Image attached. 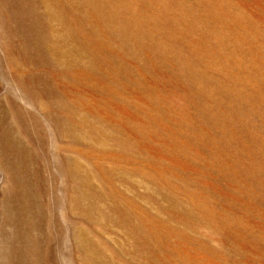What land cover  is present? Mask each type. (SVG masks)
<instances>
[{"label": "rangeland", "instance_id": "rangeland-1", "mask_svg": "<svg viewBox=\"0 0 264 264\" xmlns=\"http://www.w3.org/2000/svg\"><path fill=\"white\" fill-rule=\"evenodd\" d=\"M263 150L264 0H0V264H264Z\"/></svg>", "mask_w": 264, "mask_h": 264}, {"label": "bare ground", "instance_id": "bare-ground-1", "mask_svg": "<svg viewBox=\"0 0 264 264\" xmlns=\"http://www.w3.org/2000/svg\"><path fill=\"white\" fill-rule=\"evenodd\" d=\"M124 7V6H123ZM120 8V7H119ZM152 10V9H151ZM114 12V11H113ZM127 26V25H126ZM128 27V26H127ZM134 34V35H133ZM133 34H132V36H139V30L138 29H135L134 30V32H133ZM157 45H158V47L160 46L159 45V43H158V41L157 42H155ZM206 49V48H205ZM208 50V49H207ZM167 51V50H166ZM166 54V53H165ZM188 61V60H187ZM180 62V61H179ZM183 62V61H182ZM186 62V61H185ZM202 64V63H201ZM193 67V66H192ZM192 69H194V70H196L197 72H199V73H201V74H203L201 71H199V70H197L196 68H192ZM204 76V75H203ZM201 78V77H200ZM206 78V77H205ZM206 81H208V79H206ZM200 84H201V86H202V88H205L204 87V85L201 83V79H200ZM206 84H207V82H206ZM222 86H224V84L222 85ZM222 86H221V88H222ZM193 106V108H195V111H196V113H197V115H198V113L200 112V113H202L203 112V108H200L199 106H198V101H196V102H194V105H192ZM180 108V112L179 113H176V114H169V113H165V114H163L162 115V119L164 120V122H165V125H166V127L168 128V130L170 131V135H168V136H166L165 138H164V145H163V148H162V152H158V154H155V155H158V156H161V157H163L165 160H169V162H168V166H169V168H171L172 166H175L176 164H178V158L180 157L179 155L182 153V152H184L185 151V149L184 150H180V148H181V143H183L184 141H183V139L182 140H180L181 139V137L182 138H184L185 137V134H184V131H182L179 127H177V126H170V124L171 125H173L176 121H179V124H181V121H183V119L182 120H178L179 118H183L184 116L183 115H181L182 114V112H183V110H185L184 109V106H180L179 107ZM192 117V116H191ZM220 119V118H219ZM224 120V119H223ZM237 120V119H236ZM215 121V120H214ZM225 121V120H224ZM228 121H232L231 120V118H228L227 119V121L226 122H228ZM187 122H189V121H187ZM241 122V121H240ZM81 123V122H80ZM229 123V122H228ZM227 123V124H228ZM125 124H129V123H124V125ZM132 124V123H131ZM246 124V123H245ZM234 125V124H233ZM257 125V124H256ZM128 126V125H127ZM200 126V125H199ZM217 126V125H216ZM220 126V125H219ZM133 128H132V131L134 132V133H131V132H125V131H121L119 128H118V126L116 125V121H113V129H112V135H114L115 136V138L113 137H110V140H112V141H114V145L115 146H117L118 145V147H119V149L121 150V152L123 153V155L120 157V155L122 154L121 152V154L120 155H118L117 156V159L118 160H121L122 158L124 159V158H126V157H128V160H131V158H129V157H132V156H129V155H127L126 153H125V151H127L128 153L129 152H133L134 153V155L133 156H136V154H135V152L133 151L134 149H139L141 146H143V152L146 154V152H148L147 151V149L145 148V140L143 139V137L141 136V135H137V134H135V133H137V127H136V125H133L132 126ZM126 128V127H125ZM232 128V127H231ZM236 128V127H235ZM233 130V129H232ZM251 130V129H250ZM190 131V130H189ZM215 131V130H214ZM201 132V131H200ZM81 133V132H80ZM83 134V133H82ZM120 134H121V136H120ZM132 134V135H131ZM134 134V135H133ZM217 134V133H216ZM111 135V136H112ZM198 135V134H197ZM86 136H88V135H86ZM263 136V135H262ZM95 137H101V139H102V141H103V143H105V141H104V139L102 138V136L100 135V134H96L95 135ZM116 138H118L117 139V141H115L116 140ZM175 140H177L178 142H179V145L178 146H176L177 144H175ZM144 142V143H143ZM199 142V141H198ZM247 144V143H246ZM249 146V145H248ZM169 147H171V149L176 153V155H175V158L174 157H172V156H170V150H169ZM229 147V146H228ZM117 148V147H116ZM187 149V148H186ZM262 150V149H261ZM154 151V150H153ZM255 151V150H254ZM264 151V150H263ZM151 152V151H150ZM178 152L180 153V154H178ZM262 152V151H261ZM262 154V153H261ZM240 155V154H239ZM254 155V154H253ZM258 155V154H257ZM264 156V155H263ZM258 157V156H257ZM148 158L151 160L152 158L150 157V156H148ZM221 158V157H220ZM191 160V159H190ZM196 160V159H195ZM194 160V161H195ZM164 161V160H163ZM253 161V160H252ZM161 163V162H160ZM205 163V162H204ZM254 164H256V163H254ZM166 165V164H165ZM193 165V164H192ZM71 166V170H72V172H73V174L75 175V176H77L81 181V184H82V182H89V180H88V177H86L87 176V174H85L84 173V171H83V167L80 165V167L77 165V164H75V162H73V165H70ZM177 166V165H176ZM259 166V165H258ZM264 166V165H263ZM157 167V166H156ZM165 167V166H164ZM180 167V166H179ZM150 168H152V167H150ZM163 168V167H162ZM166 168V167H165ZM121 169V168H120ZM130 169V168H129ZM135 169V168H134ZM140 169V168H139ZM164 169V168H163ZM168 169V168H167ZM177 169V168H176ZM181 169V168H180ZM75 170V171H74ZM168 170H170V169H168ZM173 170V169H172ZM122 171V170H121ZM151 171H153V170H151ZM181 171V170H180ZM183 171V170H182ZM256 171V170H255ZM261 171V170H260ZM155 172V171H154ZM259 172V171H258ZM101 173H102V171H101ZM151 173V172H150ZM185 173V172H184ZM142 174V173H141ZM167 174V173H166ZM169 174H172V173H170L169 172ZM123 175V174H122ZM148 175V174H147ZM174 175V174H173ZM178 175V174H177ZM176 175V176H177ZM127 176V175H126ZM129 176V175H128ZM133 176V175H132ZM153 177H154V174H153ZM160 177V176H159ZM180 179V178H179ZM84 180V181H83ZM129 181V180H128ZM127 181V182H128ZM255 181V180H254ZM125 182V181H124ZM130 182V181H129ZM157 183V182H156ZM185 183V182H184ZM218 183V182H217ZM140 186V185H139ZM166 186H168V184L166 185ZM264 186V185H263ZM133 188V187H132ZM164 188V187H163ZM153 189V188H152ZM172 190V189H171ZM249 190V189H248ZM149 192V191H148ZM153 192V191H152ZM159 192V191H158ZM237 192V191H236ZM170 193V192H169ZM169 193L166 191V193H164V196H165V198L168 200L169 198H170V195H169ZM252 193V192H251ZM172 194V193H171ZM152 195V194H151ZM191 195V194H190ZM255 195V194H254ZM91 199V197H92V195H90L89 193H88V191H87V189H86V193H84L83 195H81V196H78V197H75V199H76V205H77V201L79 202V203H81L82 201H84V200H86V201H88V197ZM121 196V195H120ZM137 197V196H136ZM144 197V196H143ZM152 197V196H151ZM161 197V196H160ZM163 197V196H162ZM169 197V198H168ZM175 197V196H174ZM199 197V196H198ZM117 198V197H116ZM172 198V197H171ZM262 198V197H261ZM164 199V198H163ZM205 199V198H204ZM113 200H116V201H119L118 199H113ZM121 200V199H120ZM129 200V199H128ZM155 200V199H154ZM135 201V200H134ZM159 201V200H158ZM169 201H171L170 199H169ZM188 201V200H187ZM154 202V201H153ZM159 207V206H158ZM172 207H174V206H172ZM186 207V206H185ZM91 208H96V206L95 205H93V204H91ZM111 208H112V211H113V213H115V217L116 218H118V219H120L122 222H124L123 223V225L124 226H126V227H128L129 229H127L128 230V232L130 231V234L135 238V245L136 246H138V244L140 243V244H146V245H149L148 243H147V241H148V239H152L153 237H154V232H150V229H149V227H148V225H147V223H145V221L144 220H136V219H134L132 216H131V214L125 209V206H122V204H120V203H117V202H113L112 204H111ZM171 209V208H170ZM185 209H187V207L185 208ZM167 210H169L168 208H167ZM117 214V215H116ZM151 219V218H150ZM253 225V224H252ZM151 226V225H150ZM253 227V226H252ZM151 235H152V238H150L151 237ZM260 235V234H259ZM244 262V261H243ZM264 262V261H263ZM155 264H167V262H161V263H158V262H156Z\"/></svg>", "mask_w": 264, "mask_h": 264}]
</instances>
